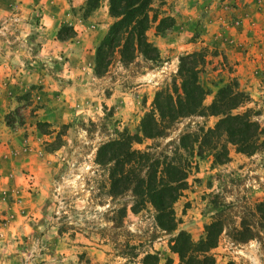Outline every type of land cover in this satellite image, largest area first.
I'll return each mask as SVG.
<instances>
[{
  "label": "rangeland",
  "instance_id": "obj_1",
  "mask_svg": "<svg viewBox=\"0 0 264 264\" xmlns=\"http://www.w3.org/2000/svg\"><path fill=\"white\" fill-rule=\"evenodd\" d=\"M4 2L0 88L17 106L0 113V264H142L146 254L156 264H176L167 249L172 235L155 226L150 207L132 214L126 196L106 195V172L93 162L96 146L110 132L102 127L103 114L132 132L154 92L169 84L178 57L205 50L199 80L209 93L203 104L219 79L233 80L248 96L235 112L250 109L264 129V0H153L152 8L173 21L163 34L146 32L158 59L123 64L114 58L99 77L93 55L107 28L97 32L108 21L85 24L79 37L68 23L50 34L39 7ZM67 5L76 20L90 14L86 0ZM60 27L66 28L64 39L71 38L66 50L54 45ZM215 121H181L160 142L187 123L211 127ZM228 158L223 165H212L207 156L196 160L187 189L173 205L178 228L197 240L210 221L207 195L219 193L231 206L228 224L244 217L255 238L236 243L221 234L211 251L214 264H264V221L254 210L264 200V145L251 156L229 147ZM121 206L125 216L114 224L112 210Z\"/></svg>",
  "mask_w": 264,
  "mask_h": 264
},
{
  "label": "trees",
  "instance_id": "obj_2",
  "mask_svg": "<svg viewBox=\"0 0 264 264\" xmlns=\"http://www.w3.org/2000/svg\"><path fill=\"white\" fill-rule=\"evenodd\" d=\"M100 1L86 0V14L97 8ZM152 4L153 0H106L107 15L112 21L94 50L95 76H101L114 58L123 64H130L136 58L148 62L158 59L157 49L147 40L146 32L153 28L155 34H163L173 21L161 16ZM65 29L58 30V41L66 40L62 35ZM205 58V50L178 57L169 84L154 92L149 109L132 132L119 129L117 121L104 112L102 127L109 126L110 132L94 151V164L106 172V195L113 200L126 196L132 214L150 207L155 226L172 235L167 249L176 256V264H214L211 251L221 234L236 243L255 238L253 227L244 217H239L236 224H228L231 206L223 203L219 193L207 195L210 221L203 226L197 240L178 228L173 205L187 189V178L196 170L197 159L207 156L212 165H223L229 160V147L236 153L251 156L264 145V129L252 120L251 110L235 112L248 101V96L238 90L233 80L219 79L209 104H203L209 93L199 80ZM208 117L216 118L211 127L187 123L176 136L163 144L160 142L181 121ZM6 125L10 124L6 121ZM146 140L152 143L141 149L135 147ZM254 208L264 221V200ZM112 212V222L119 224L126 207ZM156 260L146 254L141 262L156 264ZM169 263L167 259L166 264Z\"/></svg>",
  "mask_w": 264,
  "mask_h": 264
},
{
  "label": "crops",
  "instance_id": "obj_3",
  "mask_svg": "<svg viewBox=\"0 0 264 264\" xmlns=\"http://www.w3.org/2000/svg\"><path fill=\"white\" fill-rule=\"evenodd\" d=\"M17 2L18 6H28V5H36V7L40 8V21H42V25L44 27V30L47 33L55 34L58 27L61 24H67L72 27V29L75 31L76 37H79L81 34L80 31L84 28L85 24H89V22H92L94 20L98 21H108V23L100 28L98 30V36L102 35L109 25L110 18L107 15V9H106V0H102L103 2V8L101 9L100 6L95 8L90 12L89 15H87L84 18L81 19H75L68 10L67 0H10ZM4 0H0V15L6 14ZM6 4V3H5ZM75 4L71 5L73 7ZM48 20V24L46 25L45 20ZM76 29H78L76 31ZM84 34V32L82 33ZM81 34V35H82ZM71 39V38H70ZM69 40H62L54 43L59 49L66 50L67 45L70 43ZM23 81V80H22ZM17 106V105H16ZM14 101L11 97H7L5 95V92L2 91V88H0V113L6 112V110L13 109ZM2 145V143H0ZM1 251V250H0Z\"/></svg>",
  "mask_w": 264,
  "mask_h": 264
}]
</instances>
